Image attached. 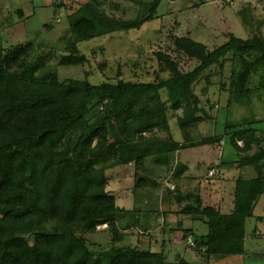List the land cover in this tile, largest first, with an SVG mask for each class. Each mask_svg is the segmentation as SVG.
<instances>
[{"label": "trees", "instance_id": "obj_1", "mask_svg": "<svg viewBox=\"0 0 264 264\" xmlns=\"http://www.w3.org/2000/svg\"><path fill=\"white\" fill-rule=\"evenodd\" d=\"M159 1L154 0L150 14L136 20L111 16L96 0L82 4L68 17L71 38L59 65L47 71H42L47 54H32L31 43L7 50L0 45V264H170L164 250L121 243L125 234L115 217L124 210L107 189V168L129 163L139 167L147 156L189 145L196 125L210 118L193 82L215 62L223 66L230 51L264 48V40L230 33L226 42L209 49L192 37L177 36V48L197 63L183 70L171 54L158 50L170 75L156 81L94 82L88 71H71L87 59L79 41L140 27L154 17ZM171 112L182 141L172 133ZM225 120L223 137H229L240 155L233 207L223 211L195 196L180 209L207 224L206 233L195 235L192 248H205L209 260L245 252L246 222L264 193V175L251 169L264 163L254 126L264 118ZM109 158L113 163L103 164ZM224 161L222 153L209 171L216 168L217 173ZM149 182L140 175L136 186ZM103 223L111 227L110 238L99 241L87 235ZM188 233L186 239L193 236Z\"/></svg>", "mask_w": 264, "mask_h": 264}, {"label": "rangeland", "instance_id": "obj_2", "mask_svg": "<svg viewBox=\"0 0 264 264\" xmlns=\"http://www.w3.org/2000/svg\"><path fill=\"white\" fill-rule=\"evenodd\" d=\"M88 1L93 0H0V45L7 50L31 43L29 49H32V54L43 53L48 56L42 71L57 67L71 38L68 17ZM96 1L105 12L124 20L146 17L154 4V0ZM261 1L264 0H234L228 4L222 0H160L154 10V17L143 22L140 27L79 41L80 52L85 53L87 59L72 67L71 71L81 75L88 71L89 78L94 82L118 78L156 81L170 75V71L158 59V50L171 54L181 69L189 70L197 62L177 48V36L192 37L205 43L209 49L226 42L230 33L242 38L257 36L264 40ZM242 2L247 5L243 7ZM225 57L223 66L215 62L192 84L193 90L200 96L202 106L210 114V118L199 122L200 128L199 124L195 127L201 136L222 133L226 117L231 121L264 118V48L257 46L245 51H230ZM241 91L246 92L240 95ZM234 94L243 102L238 101ZM163 96H166L165 91ZM227 102L232 104L227 106ZM169 122L174 137L178 138L181 131L178 132L180 127L172 112ZM261 123L264 124L263 121ZM155 133L167 135L165 131ZM103 134H106L105 130ZM256 138L263 146L264 134L259 132ZM223 148L217 147L214 150L218 159L222 156ZM175 154L168 152L147 156L145 169L136 167L134 163L107 168V189L117 196L124 210L115 217V222L125 234L121 243L140 248L149 247L155 251L164 250L166 261L170 264H232L236 254L215 258L216 261L210 263L205 248H192L193 243L185 235L191 230L195 242V235H203L206 231L204 222L189 214L188 217L180 211L178 213V209L174 214L175 209H181L183 203L177 205L174 198L169 197L167 189L173 186L167 179H159L158 186L153 185L156 178L152 176L160 174L156 166L162 163L165 167L169 166V171L173 170ZM104 163L112 164L113 159L109 158ZM218 173L206 176L213 178ZM140 175H145L153 185L150 192L143 186H136ZM163 193L165 195L162 198ZM261 199L264 200V196ZM169 200L172 205H168ZM194 200L190 198L185 204ZM169 209L173 213L169 214ZM249 227L252 230L253 225ZM110 228L107 223H103L97 226L96 232H88L87 235L101 241L107 234L110 235ZM251 254L253 256L247 257V261L241 264H264L262 257L256 253Z\"/></svg>", "mask_w": 264, "mask_h": 264}, {"label": "crops", "instance_id": "obj_3", "mask_svg": "<svg viewBox=\"0 0 264 264\" xmlns=\"http://www.w3.org/2000/svg\"><path fill=\"white\" fill-rule=\"evenodd\" d=\"M261 2L263 7L260 5V9L264 13V1ZM246 5V2H242L243 7ZM231 104V102H227L226 105L230 106ZM254 126L258 128L256 136L259 132L264 134L263 123H255ZM198 128H200V124ZM224 129L222 133L214 132L215 134L212 133L213 135L206 134L201 136L198 132V129L194 128L192 135V138L194 139L192 140V142H190L189 145L183 147L181 150L175 152L176 154L174 156L175 162L173 170L169 171V166L165 167L162 163L156 166L158 172L163 176L158 173L160 176L158 175L157 177H152L153 179L156 178V181H158L159 179L163 181H165L166 179L168 180V182L173 186V188L167 189L170 194L169 197H171V199L172 197L174 198L176 202L175 204L179 205L183 203V206L185 204V201H188L190 198H194L195 196H197L202 198L204 204L214 205L216 207H219L223 211H229L233 207L236 180L241 174V166L238 165V162L236 161V159L240 158V155L236 152L229 137H223V132L225 131ZM180 131L181 129L178 130V132ZM176 139L180 141L183 140L182 132ZM259 145L264 148V145ZM222 146H224L223 159L225 160V163L220 166L219 173L217 175L218 177L216 176L213 178H207V176H209V164L219 162L220 160L217 158L214 150L217 147L222 148ZM224 151L226 152L224 153ZM166 159L169 161L168 158ZM146 166L147 163L145 159V163L140 167L141 169H145ZM163 169L165 170L164 173H162ZM251 169L253 173L264 175V163H261L258 167L251 166ZM143 187L149 192L151 191V189H153V185L150 182ZM192 192L196 195H191V197L186 195ZM172 194H174V196ZM164 195L165 194L163 193L162 198L164 197ZM185 196L189 197V199L185 198ZM263 196L264 193L261 194L256 200L253 215L249 217L246 222V232L244 240L245 252L240 255L236 254L237 256H235V260L233 259L234 261L232 262V264H241L242 261H247V257L253 256L251 253H256L258 256L264 259V200L261 199ZM168 203V205H172L171 200H169ZM259 203H261V205L258 207ZM164 209L165 208H163V210ZM177 209L178 213L180 211V208H176L174 211L175 215L177 213ZM168 212L169 214L173 213L171 209H169ZM185 215L188 216V214ZM196 220L202 221L199 219ZM194 223L196 224V222ZM204 225L206 226V231L204 233H206L208 229L207 224L204 222ZM252 225L253 228L251 230L249 226ZM257 230H260L262 233L257 234ZM211 262L214 263L215 260H210V263Z\"/></svg>", "mask_w": 264, "mask_h": 264}, {"label": "built area", "instance_id": "obj_4", "mask_svg": "<svg viewBox=\"0 0 264 264\" xmlns=\"http://www.w3.org/2000/svg\"><path fill=\"white\" fill-rule=\"evenodd\" d=\"M222 1H225L226 3H230V4H232L233 2H234V0H222ZM217 170H216V168H212L210 171H209V173H211V174H214L215 172H216ZM257 234H260V233H262L260 230H257V232H256ZM189 241L190 242H192L193 244L195 243V242H193V238H192V236L190 235L189 237Z\"/></svg>", "mask_w": 264, "mask_h": 264}]
</instances>
